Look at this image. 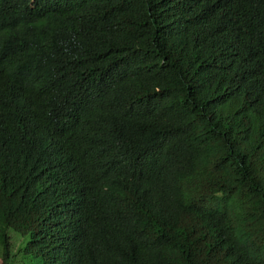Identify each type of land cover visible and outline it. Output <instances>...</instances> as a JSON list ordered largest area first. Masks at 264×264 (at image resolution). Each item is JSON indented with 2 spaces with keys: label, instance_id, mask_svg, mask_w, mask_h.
Masks as SVG:
<instances>
[{
  "label": "trees",
  "instance_id": "trees-1",
  "mask_svg": "<svg viewBox=\"0 0 264 264\" xmlns=\"http://www.w3.org/2000/svg\"><path fill=\"white\" fill-rule=\"evenodd\" d=\"M264 264V0H0V261Z\"/></svg>",
  "mask_w": 264,
  "mask_h": 264
},
{
  "label": "rangeland",
  "instance_id": "rangeland-1",
  "mask_svg": "<svg viewBox=\"0 0 264 264\" xmlns=\"http://www.w3.org/2000/svg\"><path fill=\"white\" fill-rule=\"evenodd\" d=\"M13 241V250H12V263L11 264H41L31 258L30 255L26 254L23 249L26 246L28 239L22 237L21 235L16 234L15 232L10 233ZM0 264L2 262L0 261Z\"/></svg>",
  "mask_w": 264,
  "mask_h": 264
}]
</instances>
